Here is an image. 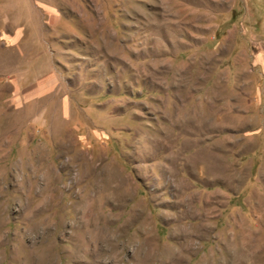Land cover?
I'll return each instance as SVG.
<instances>
[{
	"label": "rangeland",
	"instance_id": "obj_1",
	"mask_svg": "<svg viewBox=\"0 0 264 264\" xmlns=\"http://www.w3.org/2000/svg\"><path fill=\"white\" fill-rule=\"evenodd\" d=\"M0 264H264V0H0Z\"/></svg>",
	"mask_w": 264,
	"mask_h": 264
}]
</instances>
